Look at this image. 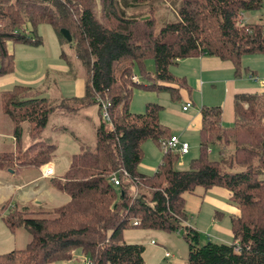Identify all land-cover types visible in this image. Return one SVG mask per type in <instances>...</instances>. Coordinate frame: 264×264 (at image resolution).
<instances>
[{
  "label": "trees",
  "instance_id": "1",
  "mask_svg": "<svg viewBox=\"0 0 264 264\" xmlns=\"http://www.w3.org/2000/svg\"><path fill=\"white\" fill-rule=\"evenodd\" d=\"M262 0H0V78L13 73V56L6 43L30 47L41 44L34 35L48 25L60 47L66 73L58 77L84 81L80 98H60L53 87L14 85L0 91V113L11 126L13 151L0 153V168L39 171L53 157L52 130L68 132L78 145L65 171L48 180L68 201L53 209L2 204L5 228L26 232L18 250L0 254V264H51L66 261L79 250L89 264H143L144 248L126 244L127 228L182 232L186 264H264V93L236 94L233 120L224 127L218 107H202L197 156L178 170L179 156L163 151L151 175L138 171L142 146L160 148L168 130L159 123L161 106L145 103L142 113L128 111L132 91L165 93L176 100L182 78L171 68L182 59L206 56L243 72L241 59L264 55V20H244L257 13ZM167 6L170 22L156 28V6ZM145 7V13L141 9ZM29 27V33L26 29ZM65 30L70 42L61 35ZM33 34L31 37L29 34ZM64 42V43H63ZM152 62L150 75L143 63ZM83 75H77L79 69ZM146 83L133 80V71ZM54 81V79L52 80ZM52 88V89H51ZM54 92L44 98L43 92ZM102 105L108 122L91 129V143L80 142L62 119L71 113ZM80 124L88 127V119ZM76 123V122H75ZM79 123L76 125L80 126ZM65 125V126H64ZM85 129V128H84ZM29 144L23 147V138ZM90 140V138H89ZM211 148L217 160L209 159ZM115 177L118 186L110 179ZM212 187L229 193L238 215L230 219L233 244L206 242L184 224V194ZM136 222L135 225L133 223Z\"/></svg>",
  "mask_w": 264,
  "mask_h": 264
},
{
  "label": "crops",
  "instance_id": "2",
  "mask_svg": "<svg viewBox=\"0 0 264 264\" xmlns=\"http://www.w3.org/2000/svg\"><path fill=\"white\" fill-rule=\"evenodd\" d=\"M260 18L261 17L258 19ZM261 19L264 20L263 18ZM242 60L243 65L241 63V66L243 72L239 73L237 76L233 75V69L229 63L221 62L215 58L206 56L179 60L176 62L175 66L171 68L170 71L172 75L177 78H182L185 87L179 89L176 100H171L168 95L164 93L169 101L166 102V99H163L166 108L163 110L164 108L161 107L162 112L160 111L161 115L159 113V123L168 130L170 137H175L178 141L185 142L188 145L187 153L179 157L180 160L177 166L182 167V165L188 162V143L190 141H197L200 128L199 112L202 107H218L220 109L221 125L226 123L230 126L233 120L232 98L234 95L242 93H264V55L246 56L243 57ZM50 71L64 76L66 68L65 66H51ZM144 74L147 76L150 75V72H144ZM11 77V74L2 77L0 78V82L8 80ZM62 78L64 77H60V79ZM140 79L143 78H138L133 75L134 81L139 82ZM71 81L77 82L75 96L72 98H80L83 94V79L75 78ZM79 82H81L82 92L79 90ZM147 92L161 94L151 91ZM56 94L59 95L58 92ZM60 98L63 97L60 96ZM185 104H189L190 106L185 111H182L181 108ZM162 114L164 115L162 116ZM84 115L89 121L87 125L89 129L95 128L96 126L93 124L92 120L86 114ZM64 124L67 125L66 123ZM6 129L9 132V136L6 132H0V137H10L12 143V149L10 151H13L14 142L10 134L11 126L7 123ZM48 136L55 143L53 153L57 149L58 139L61 136L68 137L72 143L75 144L77 150H79L76 141L71 138L68 132H58L52 130L50 127L48 129ZM22 141L27 142V138L25 137ZM24 142H22V146H24ZM142 150L143 157L151 160L153 164H159L163 151L157 145L149 142V147L142 146ZM53 159L54 156L51 162L47 164L52 168L53 175L46 179L40 177L39 171L30 169L14 171V169L4 170L0 168V217L6 213L1 209V206L8 201L10 202L9 206L16 204L17 206H28L31 208L40 207L46 210L61 206L68 201L65 195L56 191L48 183L49 179L58 177L65 171L63 170L61 174H58L57 165L53 162ZM64 169H66V167ZM138 171L144 174L147 172V169H145L144 165L139 164ZM183 198L186 217L184 224L186 226L193 229L198 235L203 234L202 238L209 242L235 243L232 240V233L230 231V219L237 216L238 211L228 203L229 193L227 191L218 187H212L203 192L198 188L192 194H189L188 199H186L184 195ZM51 204L55 206L51 207ZM188 215L189 219L187 218ZM20 230L22 229L16 231ZM16 231L9 234L16 236ZM21 232L26 234L24 230ZM28 239L29 237L23 239L24 242L21 245L18 244L20 247L18 249H21ZM8 241L11 242V239H8ZM13 245L14 244H11L8 252L18 250L14 248ZM151 245H154V243L152 242ZM167 257H169V255ZM85 260L87 259L81 252L75 250L71 252L68 260L51 264H85Z\"/></svg>",
  "mask_w": 264,
  "mask_h": 264
},
{
  "label": "rangeland",
  "instance_id": "3",
  "mask_svg": "<svg viewBox=\"0 0 264 264\" xmlns=\"http://www.w3.org/2000/svg\"><path fill=\"white\" fill-rule=\"evenodd\" d=\"M157 12L155 14L156 17V28H159L161 23L170 22L173 20V15L168 11L165 6H161L157 4ZM146 8L143 7L141 11L145 13ZM259 17L264 19V0L261 2V7L257 13H246L243 14L244 20H248V22H255L256 19ZM26 33H29V27L26 29ZM31 37L36 35L40 38L41 44L37 47H30L23 44H12L10 42L6 43L7 51L12 54L14 66H13V73L11 74L12 77L8 80H4L0 82V91L9 90L14 85H20L25 87H30L35 90L42 89V84L44 78L46 77V82L44 83L45 86L53 87L55 93H59L65 99H70L75 96L76 91V81L73 82L66 78L58 79L56 78L57 75L50 71V67H64L62 60L60 59V50L62 49L65 55L69 57L72 56V51L68 48V44L59 45V41L54 33V31L48 25H39L34 35L29 34ZM64 43V42H63ZM61 47V49H60ZM242 60V59H241ZM243 65V60L241 61ZM144 65V72H152V62L147 60L143 63ZM84 69H79L77 75L84 73ZM148 70V71H147ZM133 75L140 78L138 76V72L133 71ZM54 79V81H52ZM145 79H140L139 82L145 83ZM81 82H79V90L82 92ZM52 89V88H51ZM50 89V90H51ZM49 90V89H48ZM43 92V97L47 98L50 97V94L54 92ZM165 97V98H164ZM169 101L168 98L164 93L161 94H154L149 92H140L138 90H133L131 94L130 101L128 103V111L134 114L142 113L143 107L145 103H156L160 105L163 110H165V103L163 102ZM162 112V109H161ZM86 114L93 122L95 126H97L100 122H104L102 118V112L98 110L96 105L88 106L78 113H71V116L62 119L63 121L67 122L66 127L70 128L72 126V130L76 133L77 139L80 140L82 143H86L87 145L92 144L91 142V130L89 127H84L80 124L79 120H84L83 115ZM161 115V113H160ZM164 114H162L163 116ZM0 132H6L9 136V132L6 129V123L10 125L9 120L0 114ZM79 123L81 127L76 125ZM223 126H229V124H222ZM4 126V128H3ZM48 132H44L43 136H45ZM90 138V140H89ZM24 139V138H23ZM24 142V141H23ZM146 143V144H145ZM145 146L149 147V142H145ZM29 141L24 142V146H27ZM189 155H188V162L184 165L177 166L178 170L187 169L188 163L190 160L196 158L197 156V141L189 142ZM12 149V143L10 137H0V153L1 152H9ZM78 152L77 147L75 146L72 141L66 137L61 136L58 139V146L56 151L53 153L54 159L53 162L57 165V172L58 174L62 173L64 168L68 166L70 156L76 154ZM209 159L210 160H217V152L215 148H211L209 152ZM180 159H178L179 162ZM144 165L147 172L144 173L145 175H151L154 170L156 169L157 164H153L151 160L146 157H143L141 163ZM152 168V169H149ZM264 178V176H263ZM185 198L188 199L189 194H184ZM55 205L51 204V207ZM2 215V217H4ZM189 219V215L187 216ZM20 231H16V236L9 234L10 232L5 228L3 223L0 220V254L8 252L9 247L11 244H14V248H20L18 244H22L24 241L23 239L28 238V236ZM26 236V237H25ZM203 234L198 235V245L201 246L207 240H204ZM11 239V242L8 241ZM122 240L126 244H138L143 246L144 253H143V260L144 264H186V252L187 248L185 243L182 240V232H175V233H164L161 231L156 230H139L136 228H127L122 232ZM153 242L154 245L150 243ZM213 242V241H210ZM216 243V242H214ZM10 244V245H9ZM9 245V246H8ZM165 254L169 255V257H165Z\"/></svg>",
  "mask_w": 264,
  "mask_h": 264
},
{
  "label": "built area",
  "instance_id": "4",
  "mask_svg": "<svg viewBox=\"0 0 264 264\" xmlns=\"http://www.w3.org/2000/svg\"><path fill=\"white\" fill-rule=\"evenodd\" d=\"M189 106H190L189 104H185L181 108V110L185 111L187 108H189ZM101 112H102V118H103L104 122H108V118H107V115L104 111L103 105H102ZM160 149L162 151L168 150V151L174 152L180 157V156L187 153L188 145L185 142L178 141V139L175 137H169L168 139L160 141ZM52 175H53V170L50 166L47 165V166H44L41 168V170H40V177L41 178H43V179L50 178V177H52ZM110 181H111L113 186H118V180L115 177H112L110 179ZM135 224H136V222L133 223V225H135ZM151 244H152V242H151ZM165 256L167 257L168 255L165 254ZM84 262H85V264H89L88 260H85Z\"/></svg>",
  "mask_w": 264,
  "mask_h": 264
},
{
  "label": "water",
  "instance_id": "5",
  "mask_svg": "<svg viewBox=\"0 0 264 264\" xmlns=\"http://www.w3.org/2000/svg\"><path fill=\"white\" fill-rule=\"evenodd\" d=\"M60 35L67 41L70 42V37L65 30H60Z\"/></svg>",
  "mask_w": 264,
  "mask_h": 264
}]
</instances>
